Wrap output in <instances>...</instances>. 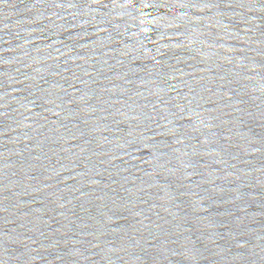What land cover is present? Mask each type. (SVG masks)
<instances>
[{
  "label": "water",
  "instance_id": "water-1",
  "mask_svg": "<svg viewBox=\"0 0 264 264\" xmlns=\"http://www.w3.org/2000/svg\"><path fill=\"white\" fill-rule=\"evenodd\" d=\"M0 264H264V0H0Z\"/></svg>",
  "mask_w": 264,
  "mask_h": 264
}]
</instances>
